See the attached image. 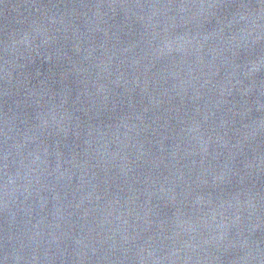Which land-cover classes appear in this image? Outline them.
I'll use <instances>...</instances> for the list:
<instances>
[{"label":"water","instance_id":"95a60500","mask_svg":"<svg viewBox=\"0 0 264 264\" xmlns=\"http://www.w3.org/2000/svg\"><path fill=\"white\" fill-rule=\"evenodd\" d=\"M0 264H264V0H0Z\"/></svg>","mask_w":264,"mask_h":264}]
</instances>
